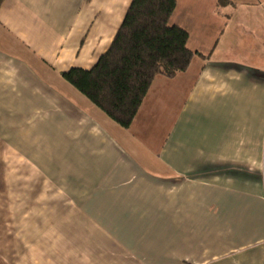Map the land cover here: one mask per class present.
Returning <instances> with one entry per match:
<instances>
[{"label": "crops", "instance_id": "crops-1", "mask_svg": "<svg viewBox=\"0 0 264 264\" xmlns=\"http://www.w3.org/2000/svg\"><path fill=\"white\" fill-rule=\"evenodd\" d=\"M132 0H2L0 264H264V0H176L187 71L123 128L64 77Z\"/></svg>", "mask_w": 264, "mask_h": 264}, {"label": "trees", "instance_id": "trees-1", "mask_svg": "<svg viewBox=\"0 0 264 264\" xmlns=\"http://www.w3.org/2000/svg\"><path fill=\"white\" fill-rule=\"evenodd\" d=\"M2 0H0L1 5ZM176 0H132L110 48L89 70L72 68L63 77L103 110L129 128L154 80L185 72L195 56L189 33L170 24Z\"/></svg>", "mask_w": 264, "mask_h": 264}]
</instances>
